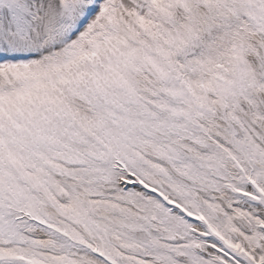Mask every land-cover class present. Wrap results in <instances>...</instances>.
Wrapping results in <instances>:
<instances>
[{
  "label": "snow or ice",
  "instance_id": "6c2138e0",
  "mask_svg": "<svg viewBox=\"0 0 264 264\" xmlns=\"http://www.w3.org/2000/svg\"><path fill=\"white\" fill-rule=\"evenodd\" d=\"M0 264H264V0H0Z\"/></svg>",
  "mask_w": 264,
  "mask_h": 264
}]
</instances>
